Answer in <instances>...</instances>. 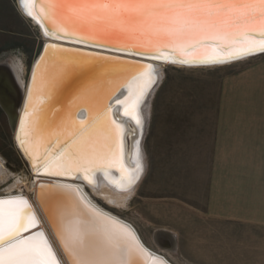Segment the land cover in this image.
<instances>
[{"label":"snow or ice","instance_id":"snow-or-ice-1","mask_svg":"<svg viewBox=\"0 0 264 264\" xmlns=\"http://www.w3.org/2000/svg\"><path fill=\"white\" fill-rule=\"evenodd\" d=\"M20 2L27 14L39 21L30 7L34 0ZM43 2L47 4V10L41 8V12L56 33L79 36L82 40L95 42L115 40L124 48L132 47L145 52L160 53L161 49L170 48L184 53V50L191 49L180 60L181 63H217L252 55L258 51L264 52V0ZM45 34H48L47 30ZM152 58L169 60L164 54ZM128 75L132 73L124 75L113 90L119 84L127 82ZM52 87L53 84L41 76L34 77L21 130L25 137L31 129L44 138L70 139L71 142L59 156L53 158L49 154L45 158V171L54 175H66L70 171L81 170L83 166L85 179L89 180L87 172L90 168L99 167L103 162L116 157L117 148L120 146L117 129L120 126L109 121L107 110L88 128H85V121L77 122L70 117H60L59 123L48 120V106L44 100L48 98ZM83 95V92L78 93V98H83ZM143 95L141 88L133 106L140 102ZM127 112L128 109H125V114ZM139 123L137 119V124ZM98 131L103 133V146L99 150L90 143ZM18 140L25 147V140L19 136ZM55 169L60 170L54 171ZM76 207L78 209V205ZM59 215L61 223L57 235L72 264H133L132 257L137 247L128 229L113 228L100 232L78 230L71 224L77 215H83L82 212L61 210ZM37 223L26 199H0V264H59L43 232L23 235L35 228Z\"/></svg>","mask_w":264,"mask_h":264},{"label":"rangeland","instance_id":"rangeland-1","mask_svg":"<svg viewBox=\"0 0 264 264\" xmlns=\"http://www.w3.org/2000/svg\"><path fill=\"white\" fill-rule=\"evenodd\" d=\"M16 5L17 0H0L4 18L0 26L4 37L12 39L4 42L0 63L9 60L18 66L25 84L44 40L31 24L28 38L10 35L14 29L7 18H11ZM242 61L217 67L162 64L156 83L140 106L143 129L139 145L144 164L131 193L121 203H110L97 199L90 187L84 186L102 208L131 222L147 245L163 252L174 264H204V254L187 250L189 204L203 202L209 168V149L205 154L202 141L199 148L194 147L193 130L214 123L220 82L237 70ZM12 132L0 111V196L18 189L31 197L25 188L31 183V171L19 154ZM160 231L168 232L162 235L172 238L170 247L158 243L156 233ZM211 259L207 260L209 264L242 262L236 257Z\"/></svg>","mask_w":264,"mask_h":264},{"label":"bare ground","instance_id":"bare-ground-1","mask_svg":"<svg viewBox=\"0 0 264 264\" xmlns=\"http://www.w3.org/2000/svg\"><path fill=\"white\" fill-rule=\"evenodd\" d=\"M24 17L28 19L27 15H24ZM31 24H33V22H31ZM43 40L44 43L51 41L45 37H43ZM54 45L55 44L52 42L49 43V46ZM63 49L70 51H61ZM41 51L42 48L33 62L28 80L25 84L20 78L19 67L14 65L12 61L0 64V106L5 109L8 117L10 113L8 103L11 102L13 106H11V112L14 111L12 122H10L11 120L9 118V122L11 124L10 128L13 131L14 142L19 154L22 158L24 155L29 161L30 167L28 165L27 166L32 175L30 185L23 187L27 188V190L31 192L32 196L37 188V198H39V202L47 215V219L51 224L50 227L52 232L54 233L55 239L58 242L67 263L72 264L71 258L67 255L57 235V229L61 223L59 215L61 210H72L83 213V215H77L71 224L73 228L78 230L82 229L100 232L104 229L113 228L128 229L134 237V243L137 247V251L132 257L133 264H174L163 252L155 250L147 245L136 227L131 222L126 221L102 208L84 189L85 185L89 186L97 199L110 203L113 201H120L121 203V201H124V199L131 193V186L139 179L141 173L143 172L144 164V160L141 159V147L139 145L143 129L140 106L147 97V93L151 91L147 92L152 82L156 79L158 68L162 64H167L154 61L156 59H140L141 62L146 63L145 65H140L133 61L108 58L103 55L86 52L84 50H77L74 48L68 49L59 46L47 48L46 54L39 63L35 72V77L39 75L46 81L53 84L48 98L44 100L45 105L48 106L46 109L48 120H56L59 123L60 117H63L64 119H68L70 117L77 122L85 121V128H88L91 127L98 116L106 110V103H110L114 99H116L117 102L123 101V103H117L116 105L112 104L110 108L107 109L109 121L120 126L119 129H117L120 146L117 148L116 157L103 162V164L99 167L90 168L87 172V175L90 178L89 180L85 179V172L82 166L79 171H70L66 175H55L70 177L71 179L67 182L59 181L56 182L59 185L57 184L54 187H46L38 184L41 181L37 177L38 172L41 174H49L45 171L47 167L45 158L48 157L49 154H51L53 158L59 156V154L71 141L70 139L62 140L60 137L51 139L44 138L38 136L36 132L31 129L29 130L27 137H25L24 132L21 130V122L25 118V110L23 107L28 93L31 74ZM248 58H244L242 60ZM97 62H102V66H95L97 68L92 67L88 72L76 79L75 82H72V84H70L69 87L62 92V85L64 81L66 80L68 83L69 78L73 75V73L78 72L80 69L89 67L90 64H96ZM174 66L190 67L181 65ZM217 66H224V64L211 65L207 67ZM128 72H131L132 75L127 76V82L119 84H124L125 89L119 91L116 96L112 97L109 102H107L108 96L110 92L113 91L114 86ZM6 81H10L11 91L14 95L6 94ZM60 86L62 89L57 92ZM116 88L118 87H115V89ZM141 88L144 91V95L141 97L140 102L133 106V101ZM81 92L84 93L83 98H78V93ZM59 96H61V98H59ZM80 105H84L90 113L88 120H81L86 115L85 109L76 113ZM125 109H128L127 114H125ZM137 119L140 121L139 124H137ZM18 136L25 140V147L21 146ZM90 143L95 145L98 150L102 148L103 133L98 131L92 137ZM137 164H139V171H137ZM121 169H123V171H121ZM59 170L60 169H55L54 171ZM23 187L22 190H25ZM10 195H18L24 197L28 201L29 199L32 200V196L28 197L23 194V191L20 192L18 189L10 191L6 196ZM77 205L78 209L76 207ZM85 216L87 219H85ZM165 232L166 231H160L156 233V236L159 235L157 237V241L162 246L170 247L173 240L170 237V239H168L166 236L162 235ZM53 244L56 249L54 242Z\"/></svg>","mask_w":264,"mask_h":264},{"label":"crops","instance_id":"crops-1","mask_svg":"<svg viewBox=\"0 0 264 264\" xmlns=\"http://www.w3.org/2000/svg\"><path fill=\"white\" fill-rule=\"evenodd\" d=\"M7 20L10 35L29 37L33 25L18 5ZM11 40L0 26V55ZM239 64L220 82L214 123L193 130L194 147L209 149V168L203 202L189 204L187 250L204 254V264H264V53Z\"/></svg>","mask_w":264,"mask_h":264},{"label":"water","instance_id":"water-1","mask_svg":"<svg viewBox=\"0 0 264 264\" xmlns=\"http://www.w3.org/2000/svg\"><path fill=\"white\" fill-rule=\"evenodd\" d=\"M17 5H18L20 11L24 15H27L28 19L31 22H33L32 25L35 26L39 30V34H40L42 40H43V37H45L46 39H50L51 40L50 42L55 44L54 46L65 47L68 49L74 48L77 50H84L86 52H91L94 54L103 55V56H106L108 58H117L118 60L133 61V62H136L140 65L146 64L144 62H141L140 59L154 60L152 58L153 56L161 55V54L167 55L169 57V60L166 61L163 59H156L154 61H158L160 63H166L167 65L173 64V65L190 66V67H193V66L207 67V66L217 65V64L227 65V64H231V63L240 61L244 58H248V57L251 58V57H254V56H257V55L264 53V52L258 51L252 55L242 56L240 58L228 59V60H225L223 62H217V63H199V62H195V61L189 62V63H181L180 60L183 59L185 57V54L187 52L191 51V49H186V50H184V53H181V52L173 51L170 48H166V49H161L160 53H154V52H145L143 50H136L132 47L124 48L121 43H119L115 40L95 42L93 40H82L79 36H64L62 33H56L55 32L50 21L41 12V8L45 9V11L47 10V4L44 3L43 0H34V2L30 5V7L35 12L36 16L39 18V21H38V19H34L32 16H29L27 14V12L22 7L20 0H17ZM46 30L48 32L47 35L45 34ZM56 36H59L60 38H54ZM77 41H79V42H77ZM50 42L49 41H47L46 43L43 42L42 51H41L39 58L37 59L35 65H34L33 72L31 74V78H30V82H29V86H28V93H27L25 103H24V107H23L24 110H26V106L28 105V102H29V92L32 89L33 80L35 77V72L38 68L39 63L41 62V60L45 56ZM113 60H115V59H113ZM172 61H175V62H172ZM96 64H90L89 67L80 69L78 72L73 73V75H71V77L69 78L68 83L66 80L64 81V83L62 85L63 89L60 86V88L57 90V92L60 89H62L63 90L62 92H64V90H66L69 87V85L72 84V82H75L76 79H78L79 77L84 75L86 72H88L92 67L97 68L99 66L100 67L102 66V62H97ZM95 66H97V67H95ZM155 83H156V79L154 82H152V84L150 85L147 92L152 89V87L154 86ZM123 89H125L124 84L119 85L118 88H116L115 90L110 92L108 99H107V102H109V100L112 97L116 96L117 93ZM59 98H61V96H59ZM117 100H119V99H117ZM117 103L118 102L116 101V99L112 100L110 103H106V110L108 108H110V106L112 104L116 105ZM9 107H10V104H9ZM83 109H85L86 115L81 120H88L90 113L88 112L87 108L84 107V105L83 106L80 105L78 107V110L76 111V113L79 111H82ZM13 112L9 113V118L11 120L10 122H12V119H13V114H14ZM10 126H11V124H10ZM15 140H16V138H15ZM23 158H24L26 164L30 167L28 159L24 155H23ZM37 177L41 181L38 184H41V186H46V187H54L58 184L56 182H59V181L67 182L68 180L71 179L70 177L41 174L40 172L37 173ZM37 187H38V185H37ZM13 198L25 199L24 197H21L18 195L0 196V199H13ZM28 203H29L31 210L34 213L38 223H37L35 228L30 229L29 232H27V233H23V235L27 236L30 233H35L37 231L43 232L45 237L47 238V241L50 244L53 252L55 253V255L57 257L59 264H68L65 257L63 256V252L60 249L58 242L55 239L54 233L52 232V229L50 227L51 224H50L49 220L47 219V215H46L44 209L42 208V205L39 202V198H37V188L33 193L32 200L29 199ZM53 242L56 245V249H55Z\"/></svg>","mask_w":264,"mask_h":264},{"label":"flooded vegetation","instance_id":"flooded-vegetation-1","mask_svg":"<svg viewBox=\"0 0 264 264\" xmlns=\"http://www.w3.org/2000/svg\"><path fill=\"white\" fill-rule=\"evenodd\" d=\"M10 82V81H9ZM9 82H5V84L7 85L6 86V89H5V92H6V94L7 95H14V93L11 91V86H10V83ZM1 93V92H0ZM9 100V99H8ZM10 104V107H9V109H10V112H11V109H12V104H11V102L10 103H8V105ZM0 111L6 116V118H7V120H8V123H9V125H10V122H9V117H8V115H7V112L5 111V109H3L1 106H0ZM11 127V126H10Z\"/></svg>","mask_w":264,"mask_h":264}]
</instances>
